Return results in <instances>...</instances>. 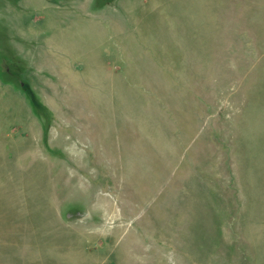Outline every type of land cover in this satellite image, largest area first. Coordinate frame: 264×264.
<instances>
[{
    "label": "rangeland",
    "instance_id": "374dc122",
    "mask_svg": "<svg viewBox=\"0 0 264 264\" xmlns=\"http://www.w3.org/2000/svg\"><path fill=\"white\" fill-rule=\"evenodd\" d=\"M0 264H264V0H0Z\"/></svg>",
    "mask_w": 264,
    "mask_h": 264
}]
</instances>
